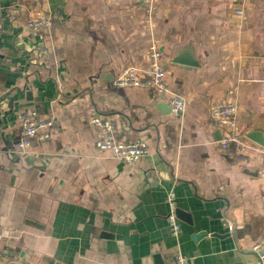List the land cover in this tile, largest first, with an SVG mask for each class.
I'll list each match as a JSON object with an SVG mask.
<instances>
[{
  "label": "crops",
  "instance_id": "obj_1",
  "mask_svg": "<svg viewBox=\"0 0 264 264\" xmlns=\"http://www.w3.org/2000/svg\"><path fill=\"white\" fill-rule=\"evenodd\" d=\"M258 2L0 0V264H175L178 253L191 264H260L251 247H264V148L248 139L243 153L223 150L212 114L233 103L239 131L264 138ZM56 9L43 40L29 35L33 15ZM187 43L199 68L173 61ZM152 45L183 116L167 112L168 96L115 86L126 66L149 67ZM25 112L55 129L20 155ZM95 113L120 140H148L150 154L129 165L100 152ZM171 192L178 238L166 220Z\"/></svg>",
  "mask_w": 264,
  "mask_h": 264
},
{
  "label": "built area",
  "instance_id": "obj_2",
  "mask_svg": "<svg viewBox=\"0 0 264 264\" xmlns=\"http://www.w3.org/2000/svg\"><path fill=\"white\" fill-rule=\"evenodd\" d=\"M143 1L149 7L155 3V0ZM60 13L61 11L57 9L37 12L26 25L29 35L43 40L46 31L53 26ZM114 83L119 88L145 89L158 97L168 96L169 107L173 115L180 117L186 112V100L170 91L161 53L154 45L149 50V67L146 70H140L135 66H126ZM212 114L218 126L223 130V135L218 142L223 150L233 151L238 154L251 148L248 145L249 141L246 136L239 131L238 108L235 104L224 103L218 105L214 107ZM17 121L22 126V136L15 143L14 149L20 155L28 153V150L35 142L48 140L55 129V123L52 120L40 119L34 112L19 113ZM92 124L96 130L98 149L110 158L132 165L140 162L150 154L148 140L144 138L131 142L120 140L113 124L106 117L95 113L92 117ZM262 154L258 176L264 180V149H262ZM167 202L169 213L166 220L169 231L173 237L178 238L182 228L177 216L174 193L168 194ZM251 251L258 258L260 264H264V247L261 244H254L251 247ZM175 264H191V261L181 253H178L175 257Z\"/></svg>",
  "mask_w": 264,
  "mask_h": 264
},
{
  "label": "water",
  "instance_id": "obj_3",
  "mask_svg": "<svg viewBox=\"0 0 264 264\" xmlns=\"http://www.w3.org/2000/svg\"><path fill=\"white\" fill-rule=\"evenodd\" d=\"M221 1L225 2L226 0H221ZM261 3H263V4H261ZM258 4L264 5V0H259ZM229 8H230V6L227 5L226 12H225V15H227V16H229V14H230ZM258 36H260V35H258ZM170 46H171V43L168 44L167 50L170 48ZM257 53L259 54L258 56H262V57L264 56V53L262 54V52H257ZM173 61H174V63L183 64V65H187V66H191V67H196V68L200 67V63L195 58L193 44L192 45L190 44V47H189L188 43H187L184 46V48L179 50L178 54L174 57ZM125 64L128 65L129 63L127 62ZM103 77H106V76H103ZM170 111H171L170 108L167 106V112H170ZM245 136L247 139L258 143L260 146H262L264 148V138L261 137L257 132H255V130H249L245 134ZM180 213L181 212L177 211V216H178V214L180 215ZM43 262H44L43 264H63L61 262H58V261H55L52 259H48V258H45L43 260Z\"/></svg>",
  "mask_w": 264,
  "mask_h": 264
}]
</instances>
